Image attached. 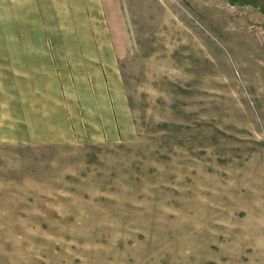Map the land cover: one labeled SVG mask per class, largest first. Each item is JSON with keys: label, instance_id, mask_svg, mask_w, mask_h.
<instances>
[{"label": "rangeland", "instance_id": "obj_1", "mask_svg": "<svg viewBox=\"0 0 264 264\" xmlns=\"http://www.w3.org/2000/svg\"><path fill=\"white\" fill-rule=\"evenodd\" d=\"M0 0V264H264V0Z\"/></svg>", "mask_w": 264, "mask_h": 264}, {"label": "crops", "instance_id": "obj_2", "mask_svg": "<svg viewBox=\"0 0 264 264\" xmlns=\"http://www.w3.org/2000/svg\"><path fill=\"white\" fill-rule=\"evenodd\" d=\"M8 0H5L7 2ZM50 3H125L126 0H49ZM128 3H144V0H130Z\"/></svg>", "mask_w": 264, "mask_h": 264}, {"label": "trees", "instance_id": "obj_3", "mask_svg": "<svg viewBox=\"0 0 264 264\" xmlns=\"http://www.w3.org/2000/svg\"><path fill=\"white\" fill-rule=\"evenodd\" d=\"M240 1L246 2V1H244V0H240Z\"/></svg>", "mask_w": 264, "mask_h": 264}]
</instances>
